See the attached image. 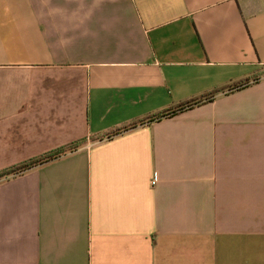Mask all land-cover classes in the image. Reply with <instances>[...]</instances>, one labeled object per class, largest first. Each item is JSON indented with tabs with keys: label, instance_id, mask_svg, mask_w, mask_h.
<instances>
[{
	"label": "crops",
	"instance_id": "obj_1",
	"mask_svg": "<svg viewBox=\"0 0 264 264\" xmlns=\"http://www.w3.org/2000/svg\"><path fill=\"white\" fill-rule=\"evenodd\" d=\"M77 143L0 264H264V0H0V173Z\"/></svg>",
	"mask_w": 264,
	"mask_h": 264
},
{
	"label": "trees",
	"instance_id": "obj_2",
	"mask_svg": "<svg viewBox=\"0 0 264 264\" xmlns=\"http://www.w3.org/2000/svg\"><path fill=\"white\" fill-rule=\"evenodd\" d=\"M259 82V79H255L253 80L252 82L251 81H248L244 86L247 87L249 85H251L252 83H257ZM213 98H207L205 99L204 101L205 102H210L212 101ZM203 101H200V102H197V103H193V104H189V105H186V106H183V107H180L174 111H169L167 113H163L159 116H157L156 118L154 119H151L148 121V123H154V122H159V121H162V120H165V119H169V118H172V117H175L177 115H179L180 113L186 111V110H189V109H192L196 106H199L200 104H202ZM146 123H140V125H145ZM137 126H139V124H134L132 125L131 127H126L116 133H114L113 136H118V135H121L123 133H126L128 131H131L133 129H136ZM81 146V143H77V144H74V145H71L69 147H65V148H62V149H59L57 151H54L48 155H45L43 157H40L38 159H35V160H32L28 163H25L19 167H16V168H13V169H10V170H7V171H4V172H1L0 173V181L4 180V179H8L10 177H13V176H17L19 174H23L33 168H36V167H39L41 165H44V164H47V163H50L52 161H55L59 158H61L62 156L64 155H67L68 153H72V152H75L79 147Z\"/></svg>",
	"mask_w": 264,
	"mask_h": 264
}]
</instances>
